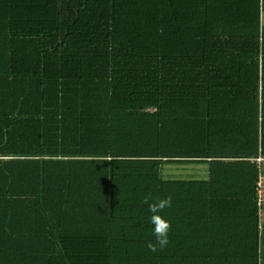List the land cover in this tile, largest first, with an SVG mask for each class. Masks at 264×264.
I'll list each match as a JSON object with an SVG mask.
<instances>
[{"label": "trees", "instance_id": "trees-1", "mask_svg": "<svg viewBox=\"0 0 264 264\" xmlns=\"http://www.w3.org/2000/svg\"><path fill=\"white\" fill-rule=\"evenodd\" d=\"M262 12L0 0V264H258ZM149 194L172 197L155 253Z\"/></svg>", "mask_w": 264, "mask_h": 264}, {"label": "clouds", "instance_id": "clouds-1", "mask_svg": "<svg viewBox=\"0 0 264 264\" xmlns=\"http://www.w3.org/2000/svg\"><path fill=\"white\" fill-rule=\"evenodd\" d=\"M142 203L147 204L149 211L152 213L150 222L154 225L153 235L155 241H149L146 246L150 252L155 253L166 248L170 242L169 231L171 224L159 213L165 208L172 206V197L169 195L166 198H154L149 194L143 197Z\"/></svg>", "mask_w": 264, "mask_h": 264}, {"label": "rangeland", "instance_id": "rangeland-1", "mask_svg": "<svg viewBox=\"0 0 264 264\" xmlns=\"http://www.w3.org/2000/svg\"><path fill=\"white\" fill-rule=\"evenodd\" d=\"M260 21L264 23V12L260 15ZM195 167H201L203 172L198 173L193 171ZM162 173L167 174L165 176H179V177H197L202 178L205 176V164L204 163H191L179 165H166L162 168ZM259 236V261L264 259V230H261Z\"/></svg>", "mask_w": 264, "mask_h": 264}, {"label": "built area", "instance_id": "built-area-1", "mask_svg": "<svg viewBox=\"0 0 264 264\" xmlns=\"http://www.w3.org/2000/svg\"><path fill=\"white\" fill-rule=\"evenodd\" d=\"M250 160L254 163L257 169L254 187L256 192L255 205L257 207V224L256 228L260 232L262 229L263 219V203H264V156L257 155Z\"/></svg>", "mask_w": 264, "mask_h": 264}, {"label": "crops", "instance_id": "crops-1", "mask_svg": "<svg viewBox=\"0 0 264 264\" xmlns=\"http://www.w3.org/2000/svg\"><path fill=\"white\" fill-rule=\"evenodd\" d=\"M193 171H196L198 173L203 172V170H202L201 167H195V166H194ZM262 219H263L262 230H264V203H263ZM258 264H264V259H262L261 261H259Z\"/></svg>", "mask_w": 264, "mask_h": 264}]
</instances>
